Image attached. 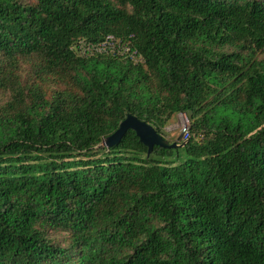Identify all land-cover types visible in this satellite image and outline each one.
<instances>
[{
    "label": "trees",
    "instance_id": "1",
    "mask_svg": "<svg viewBox=\"0 0 264 264\" xmlns=\"http://www.w3.org/2000/svg\"><path fill=\"white\" fill-rule=\"evenodd\" d=\"M0 92V264H264V0H0Z\"/></svg>",
    "mask_w": 264,
    "mask_h": 264
},
{
    "label": "water",
    "instance_id": "2",
    "mask_svg": "<svg viewBox=\"0 0 264 264\" xmlns=\"http://www.w3.org/2000/svg\"><path fill=\"white\" fill-rule=\"evenodd\" d=\"M127 129L135 131L139 140L147 146V154H150L154 145L163 147H175L179 145L176 141L168 142L150 123L140 120L130 113L120 121L119 126L114 132L104 138L103 143L107 146L117 143Z\"/></svg>",
    "mask_w": 264,
    "mask_h": 264
},
{
    "label": "built area",
    "instance_id": "3",
    "mask_svg": "<svg viewBox=\"0 0 264 264\" xmlns=\"http://www.w3.org/2000/svg\"><path fill=\"white\" fill-rule=\"evenodd\" d=\"M80 53H84L89 50L90 52H102L119 55L133 62H143V57L141 53L132 45V42L129 38L126 40L120 37H115L112 34H108L105 38L98 42L88 44L84 41H79L75 44ZM188 128L184 129L185 139L189 135Z\"/></svg>",
    "mask_w": 264,
    "mask_h": 264
},
{
    "label": "rangeland",
    "instance_id": "4",
    "mask_svg": "<svg viewBox=\"0 0 264 264\" xmlns=\"http://www.w3.org/2000/svg\"><path fill=\"white\" fill-rule=\"evenodd\" d=\"M6 95L0 92V101L4 100ZM190 120L187 113H176L172 118L169 119L167 125L163 128V137L168 142L176 141L181 144V140H184L185 134L184 129L188 128L190 132ZM192 133V132H190Z\"/></svg>",
    "mask_w": 264,
    "mask_h": 264
}]
</instances>
